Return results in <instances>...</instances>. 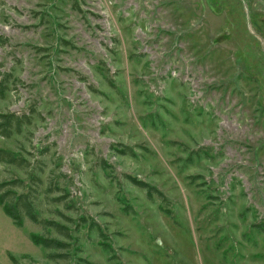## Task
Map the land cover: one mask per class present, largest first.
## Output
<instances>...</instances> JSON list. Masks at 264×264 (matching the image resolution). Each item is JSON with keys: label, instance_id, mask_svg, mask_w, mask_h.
<instances>
[{"label": "rangeland", "instance_id": "374dc122", "mask_svg": "<svg viewBox=\"0 0 264 264\" xmlns=\"http://www.w3.org/2000/svg\"><path fill=\"white\" fill-rule=\"evenodd\" d=\"M0 83V180L73 230L0 205V264H264V0H0Z\"/></svg>", "mask_w": 264, "mask_h": 264}, {"label": "trees", "instance_id": "16d2710c", "mask_svg": "<svg viewBox=\"0 0 264 264\" xmlns=\"http://www.w3.org/2000/svg\"><path fill=\"white\" fill-rule=\"evenodd\" d=\"M4 90L5 88H1V95H3ZM32 119L33 111L30 114L22 115L15 112H0V134L7 138L12 137L14 134H21L24 126L32 123ZM0 161L21 168L30 166V161L26 157L3 148H0ZM41 184H43V180L37 174H31L29 182L22 178L1 179L0 205L18 226H22L25 219H28L31 222L42 224L45 228L54 230L62 235L63 238H57L44 234H32L31 239L36 245L43 246L50 251L47 253L48 258H69L71 257L72 251L71 240L73 239V230L67 224L40 217L36 203L37 188L34 186H40ZM138 184L147 190L150 198H153L154 191L159 194L160 198H164L163 193L149 184L143 181H138ZM65 196H68V193L54 197L53 200L61 202ZM11 257V259L15 260V257Z\"/></svg>", "mask_w": 264, "mask_h": 264}]
</instances>
